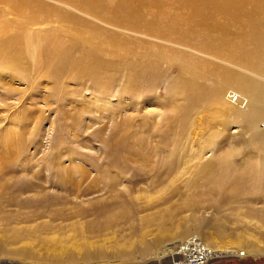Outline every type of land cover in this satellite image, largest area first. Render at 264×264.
<instances>
[{
    "label": "rangeland",
    "instance_id": "1",
    "mask_svg": "<svg viewBox=\"0 0 264 264\" xmlns=\"http://www.w3.org/2000/svg\"><path fill=\"white\" fill-rule=\"evenodd\" d=\"M200 1L0 0V264H172L191 237L264 264V154L225 110L264 90V9L212 28Z\"/></svg>",
    "mask_w": 264,
    "mask_h": 264
},
{
    "label": "bare ground",
    "instance_id": "2",
    "mask_svg": "<svg viewBox=\"0 0 264 264\" xmlns=\"http://www.w3.org/2000/svg\"><path fill=\"white\" fill-rule=\"evenodd\" d=\"M196 1H200V0H196ZM202 1H205L206 3H207V1H209L210 3H213L214 4V7H213L214 12H211V13L208 12V15H206V17L204 19L205 21L209 20V21H207V24H205V25H207V27L215 28L217 26V23L215 21L216 14H224L227 17H231V18L234 17V18H238L239 20L241 18L245 17V13L246 12L245 13L243 12L245 10V8H244V10H242L241 9V6H240L242 0H202ZM209 2H208V4L209 5H212ZM13 3H15V2H13ZM20 5H21L20 3H17L16 5H14L15 6L14 9H16L17 12L19 10ZM262 9H264V1L260 0V11ZM255 19L257 20V18H255ZM193 20H194V18H192L191 21H193ZM201 21L203 22V20H201ZM251 34L253 36L254 41L260 46V49L264 48L263 47L264 46V23H262L261 21L259 23L257 22V24L255 25V27H254V29H253V31H252ZM8 48H9V43L8 42H2V43H0V53L1 52H8ZM54 50H56V49H54ZM260 52H261V50H260ZM65 54H66L65 53V48L63 50L62 47H59L58 52L57 53L54 52L52 54L55 57L53 59V61H56L57 63H61V64H63V63L66 64V61H67V57L66 56L67 55L65 56ZM6 57L9 59V61H16L15 58L17 56L14 57V55H13V56H6ZM0 58H1L0 61H2L3 56H0ZM97 61L98 60L90 59L88 61V63H89V65H91L92 63H95ZM75 65H77V62L75 63ZM236 84H237V87L239 88V91H241V92L239 93L238 91L236 92L234 90H230V91L227 92V99L232 103V105H228L226 107V109H225L226 110V113L233 115L235 119H238L240 121H243V122H245L247 124L248 128H250L252 130V132H253L252 141H254V143H256V144L259 145L258 152H259V154L261 153L263 155L264 154V128H262L260 130L261 127H260V123L258 122V120L260 118L264 117V110L259 105L260 102H264V90L261 89V88L259 90L258 88L254 87L253 85L251 86V85H248L247 83H244V82H236ZM221 92L222 91H220L219 88H216L214 95L218 98L219 96H221ZM232 92L235 95L231 96L230 93L232 94ZM242 92L246 93L247 96L249 97L248 98L249 99V105H248V99L241 94ZM249 145L252 146L251 143ZM217 161L220 162L221 159L220 160H217ZM259 161H260V159H259ZM263 162H264V160H263ZM263 162L261 161V163L264 165ZM209 164H206V166L203 168L204 171L206 170V173H203L202 170H201V173L208 174L209 173V172H207L208 169L209 170H212V169L214 170L215 169L213 167L215 165H213L212 163H209ZM208 165H209L210 168L208 167ZM240 171H241V174L243 176H248V175H251V174L255 173V172H252V171H249V170H245V171L240 170ZM211 174H214V173H211ZM245 182H247V180H245ZM188 189L190 190L189 186H188ZM249 194L250 193H248L247 190H244V191H242L241 194H238V196L245 197V198H249ZM189 206L192 209H195V208L198 207V205L195 202H193V201L190 202V205ZM260 219L264 223V216L262 217V214H260ZM263 235H262V237H263ZM179 238H181V237H179ZM177 241H179V240H177ZM174 243H177V242H174ZM203 247L205 249H208L209 252H212L210 250V248L205 244V242H203V243L202 242H197L194 239H191L189 241H186V242H184V243H182V244L174 247L170 251V255L172 257H174V261L172 262V264H183V263H180L179 260H183L184 257H185V255H187L188 251L192 252V250H195V251H193L189 255L190 256H194V255L196 256L197 252L198 251H201V249H203ZM151 250H153V249H151ZM221 251L223 252V250H221ZM224 251L228 252L227 255H230L229 253H232V254L236 255V253H237V251L236 250H233V249H227V250H224ZM212 254L214 256V259L217 258V257H215V253L212 252Z\"/></svg>",
    "mask_w": 264,
    "mask_h": 264
},
{
    "label": "built area",
    "instance_id": "3",
    "mask_svg": "<svg viewBox=\"0 0 264 264\" xmlns=\"http://www.w3.org/2000/svg\"><path fill=\"white\" fill-rule=\"evenodd\" d=\"M230 95L233 96L235 94H233V92H232V94L230 93ZM191 239H194L197 242H202L197 237H191ZM191 239H189V240H191ZM193 251H195V250H192V252ZM192 252L188 251V253H187V255H185L184 259L179 260L180 263H183V264H209L214 259L212 252H209L208 249H205L204 247H203V249H201V251L197 252L196 256L195 255L190 256L189 254H191ZM173 261H174V259H173Z\"/></svg>",
    "mask_w": 264,
    "mask_h": 264
}]
</instances>
